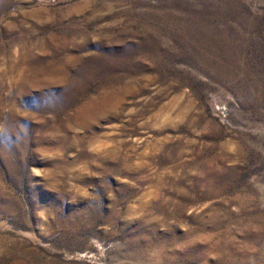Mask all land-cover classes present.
<instances>
[{
  "label": "rangeland",
  "instance_id": "374dc122",
  "mask_svg": "<svg viewBox=\"0 0 264 264\" xmlns=\"http://www.w3.org/2000/svg\"><path fill=\"white\" fill-rule=\"evenodd\" d=\"M0 264H264V0H0Z\"/></svg>",
  "mask_w": 264,
  "mask_h": 264
}]
</instances>
